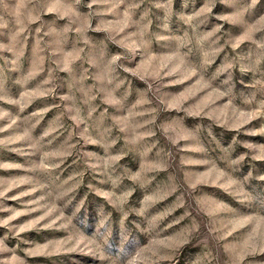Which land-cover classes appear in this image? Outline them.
Returning <instances> with one entry per match:
<instances>
[{"label": "rangeland", "instance_id": "1", "mask_svg": "<svg viewBox=\"0 0 264 264\" xmlns=\"http://www.w3.org/2000/svg\"><path fill=\"white\" fill-rule=\"evenodd\" d=\"M0 264H264V0H0Z\"/></svg>", "mask_w": 264, "mask_h": 264}]
</instances>
